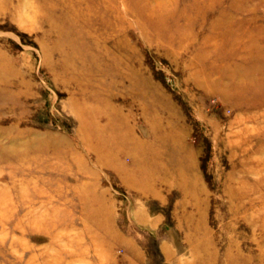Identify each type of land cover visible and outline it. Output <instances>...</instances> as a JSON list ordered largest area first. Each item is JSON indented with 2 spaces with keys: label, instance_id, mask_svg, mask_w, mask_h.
<instances>
[{
  "label": "rangeland",
  "instance_id": "1",
  "mask_svg": "<svg viewBox=\"0 0 264 264\" xmlns=\"http://www.w3.org/2000/svg\"><path fill=\"white\" fill-rule=\"evenodd\" d=\"M0 264H264V0H0Z\"/></svg>",
  "mask_w": 264,
  "mask_h": 264
},
{
  "label": "bare ground",
  "instance_id": "2",
  "mask_svg": "<svg viewBox=\"0 0 264 264\" xmlns=\"http://www.w3.org/2000/svg\"><path fill=\"white\" fill-rule=\"evenodd\" d=\"M239 2V1H238ZM218 6V5H217ZM224 13V12H223ZM226 17V16H225ZM230 19V18H229ZM220 25V24H219ZM222 25V24H221ZM224 28V27H223ZM225 29V28H224ZM117 97V96H116ZM121 109V108H120ZM126 115V114H125ZM129 119V118H128ZM116 122V121H115ZM129 140V139H128ZM127 140V141H128ZM100 159V158H99ZM241 193V192H240ZM192 195V194H191ZM194 195V194H193ZM195 196V195H194ZM196 201V200H195ZM231 201V200H230ZM198 202V201H197ZM231 204V203H230ZM197 205H198V203H197ZM248 221V220H247ZM254 223V222H253ZM252 227V226H251ZM254 230V229H253ZM251 239V238H250ZM239 249V248H238ZM233 250V249H232ZM241 253V252H240ZM213 260V259H212Z\"/></svg>",
  "mask_w": 264,
  "mask_h": 264
}]
</instances>
